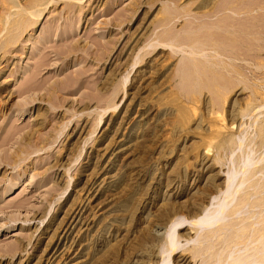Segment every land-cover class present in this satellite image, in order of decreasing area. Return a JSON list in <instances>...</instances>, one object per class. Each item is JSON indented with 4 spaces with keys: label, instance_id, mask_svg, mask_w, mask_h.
Listing matches in <instances>:
<instances>
[{
    "label": "rangeland",
    "instance_id": "obj_1",
    "mask_svg": "<svg viewBox=\"0 0 264 264\" xmlns=\"http://www.w3.org/2000/svg\"><path fill=\"white\" fill-rule=\"evenodd\" d=\"M50 1L16 28L0 0V264H160L178 218L169 264L245 256L264 226V0ZM248 171L207 251L190 220Z\"/></svg>",
    "mask_w": 264,
    "mask_h": 264
},
{
    "label": "bare ground",
    "instance_id": "obj_2",
    "mask_svg": "<svg viewBox=\"0 0 264 264\" xmlns=\"http://www.w3.org/2000/svg\"><path fill=\"white\" fill-rule=\"evenodd\" d=\"M9 1V5L11 4V9L13 8H15L16 9V12L17 13H19V18H15V19H13L12 21H11V23L13 24V26L14 27H21V26H27L29 23H27L28 21L27 20H30L32 17L34 18L33 20H36V19H38L40 16H41V14L43 13V11L45 10V8H46V5L48 4V2L50 1V0H42L41 1V3L39 2L38 4L40 5L38 8L37 7H35V8H33V9H27V8H25L23 5H19L18 4V2H16L15 0H8ZM36 1H38V0H36ZM51 2V1H50ZM232 3V2H231ZM263 5V4H262ZM253 10V9H252ZM223 11V10H222ZM225 11H226V9H225ZM235 11V10H234ZM15 12V11H14ZM15 12V13H16ZM212 12V11H211ZM229 12V11H228ZM236 12V11H235ZM244 12H246V11H244ZM253 12V11H252ZM11 10L10 11H8V14H6V16H5V22L6 23H8V22H10V17H11ZM15 13H14V15H15ZM204 13V12H203ZM213 13V12H212ZM217 13V12H216ZM241 13V12H240ZM239 13V14H240ZM250 13H251V11H250ZM13 14V13H12ZM206 14V13H205ZM232 14H233V12H232ZM236 14V13H235ZM235 14H233V15H235ZM249 14V13H248ZM250 15V14H249ZM13 16V15H12ZM245 16H247V15H245ZM17 17V16H16ZM27 17L28 18H30V19H27ZM31 21V22H34V21ZM247 21V20H246ZM5 22H4V24H5ZM30 22V24H32ZM233 24V23H232ZM237 24H238V22H237ZM220 25V24H219ZM250 25V24H249ZM4 28H5V26H4ZM11 29V27L9 28V30ZM8 29L6 28V32L7 33H5V35L3 36V39H4V45H7V44H9L10 42H12V40H13V37H11L12 35H13V33H12V35L11 36H7L8 35V31H7ZM2 31V30H1ZM4 31H5V29H4ZM23 31V30H22ZM2 42V41H1ZM162 42H164V41H161L158 45H162V46H169V45H171L170 43L168 44V42L167 41H165L164 43H162ZM167 42V43H166ZM171 42V41H170ZM158 43V42H157ZM3 45V46H4ZM174 44H172V46H173ZM0 46H1V43H0ZM172 46H170L169 48H171ZM188 46V45H187ZM153 48V47H152ZM173 48H174V46H173ZM180 48V47H179ZM197 48V47H196ZM172 49V48H171ZM185 49V48H184ZM199 49V47L197 48V50ZM201 49V48H200ZM200 49L197 51V50H195L196 52H202V49H201V51H200ZM194 51V53H196ZM193 52V51H192ZM191 52V53H192ZM215 53V52H214ZM238 53V52H237ZM136 63V62H135ZM239 143V142H238ZM241 145V144H240ZM239 147V146H238ZM235 170V169H234ZM253 170V169H252ZM236 171H235V175H236ZM252 173L253 172H251V171H248V172H246V174L244 175V177L242 178L241 176V178H240V182L239 181H237L235 184L234 183H232L231 182V188H230V191L227 193L228 195H226V197H224L223 198V200L220 202L219 201V203H218V205L216 204L215 206H216V208H212L211 210H210V208H209V210L207 211V212H205L204 213V215L202 216L201 214L200 215H198L197 217H194V218H192V220H190V221H198V222H200V225H193L191 222V224H189V225H191V229H195V233H196V238L194 239V242H196V243H198V244H202L203 242L202 241H205L206 240V244L208 245V247L206 248V249H208L207 251H211L210 249L212 248L211 247V244H210V241H212V240H214L215 238H216V240L217 239H219L220 237H221V235H222V233H223V231L226 229V227H223V225L225 226L226 224H221V223H218L219 221H221L222 220V218H224V214H226L227 216H229V215H231L232 216V214H236L240 209H243L244 208V206H242V205H244L245 204V206H247L246 205V201L244 202V200L245 199H242L243 200V203H242V200H241V203H240V201H239V203L241 204H237L238 206H236V204L233 206V197H234V193L236 192L237 193V190H239V186L241 185V183L242 184H244L245 182H248V181H250V179H252V177L254 176V175H252ZM234 174V173H233ZM255 174V173H254ZM235 175L233 176V179L232 180H234V177H235ZM236 178V177H235ZM230 180V179H229ZM238 180V179H237ZM229 182V181H228ZM227 185H228V183H227ZM243 186V185H242ZM230 186H228V188H229ZM241 188V187H240ZM251 188V187H250ZM243 189V188H242ZM228 191V190H227ZM250 197V196H249ZM249 197H248V199H249ZM222 199V198H221ZM235 199V198H234ZM238 199V198H237ZM249 202V201H248ZM217 203V202H216ZM233 203V204H232ZM248 204V203H247ZM249 205V204H248ZM257 205V204H256ZM235 206L236 207H238V208H235ZM241 207H243V208H241ZM245 210V209H244ZM206 211V210H205ZM241 211V210H240ZM240 211H239V213H240ZM238 214V213H237ZM230 217V216H229ZM250 218V217H249ZM195 219V220H194ZM244 219V218H243ZM260 221H262L263 222V217H262V220H260ZM182 222H185V221H183V220H181L180 221V219L178 218V219H174V221H171V223H169V227L166 229V231H165V233H166V236H165V253H166V255H167V259H165V260H162V262L160 263V264H169L168 263V261H169V257H170V255L174 252V251H176V249H177V247H178V240L177 239H175V237H174V234H175V231H176V229L179 227V226H182L183 224H182ZM240 222H242V221H240ZM264 223V222H263ZM221 224V225H220ZM241 224V223H240ZM253 224H254V222H253ZM261 224V223H260ZM263 224H261V226H262ZM236 227V226H235ZM251 227H252V224H251ZM240 228V227H239ZM247 228V227H246ZM250 228V227H249ZM244 229H245V227H244ZM255 229H257L258 230V232H257V234H255V238H254V240L252 241L251 239V241L253 242V243H251L250 242V244H248L249 242H247L246 243V247H247V249L245 248H243L244 246H242V248L244 249V252H243V255H247L246 257H251L250 259H247L245 256H242V257H240L241 255L239 254V252H236L238 255H236L235 253V255H236V257L234 256V255H230V254H228V256H226V258L225 259H223L222 260V256H221V254L219 253L220 252V250H219V252H210L209 254H208V258L209 257H211V259H213V260H211V261H209L210 260V258H209V262H204L203 264H264V226H262L261 228L259 227V229L256 227ZM231 230V229H230ZM227 231V230H226ZM248 231V230H247ZM253 231V230H252ZM243 232H244V230H243ZM254 232V231H253ZM252 232V233H253ZM247 233V232H246ZM249 233V232H248ZM243 234V233H242ZM250 234H251V232H250ZM245 235V234H244ZM246 235H248V234H246ZM252 235H254V233L252 234ZM223 236V235H222ZM231 236V235H230ZM241 236V237H240ZM251 236V235H250ZM229 237V236H228ZM234 237H236V239L239 241V243L242 241V240H239V237H240V239L243 237V235H241V233L240 234H234V236H233V238ZM226 238V237H225ZM248 238H250L249 236H248ZM164 239V238H163ZM232 238H230V240H231ZM243 239V241H244V237L242 238ZM246 239V238H245ZM220 240V239H219ZM246 240H249V239H246ZM224 241H226V240H224ZM228 241H229V239H228ZM234 241V240H233ZM237 241V242H238ZM234 242H236V241H234ZM233 242V243H234ZM230 243V242H229ZM233 243H231V244H233ZM244 243V242H243ZM230 244V245H231ZM197 245V244H196ZM195 245V246H196ZM237 245V244H236ZM236 245H233V246H230V247H236ZM228 246V245H227ZM164 247V246H163ZM229 248V247H228ZM227 249V248H226ZM232 249V248H231ZM237 250H238V248H236ZM236 249H233L232 251H231V254H232V252H235V250ZM241 249V248H240ZM239 249V250H240ZM242 249V250H243ZM249 251V252H248ZM196 252V251H195ZM204 252V251H203ZM223 252V251H222ZM225 252V251H224ZM228 252V251H227ZM226 252V253H227ZM241 252V251H240ZM230 253V252H229ZM245 253V254H244ZM247 253H249V254H247ZM204 254V253H203ZM241 254H242V252H241ZM202 255V254H201ZM205 255V254H204ZM226 255V254H225ZM240 255V256H239ZM232 256H234V257H232ZM243 257H244V259H243ZM227 259H231V260H227Z\"/></svg>",
    "mask_w": 264,
    "mask_h": 264
}]
</instances>
